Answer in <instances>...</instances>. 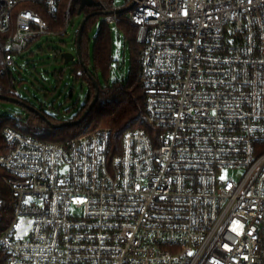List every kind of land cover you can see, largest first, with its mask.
I'll list each match as a JSON object with an SVG mask.
<instances>
[{
	"label": "built area",
	"instance_id": "2783aa9c",
	"mask_svg": "<svg viewBox=\"0 0 264 264\" xmlns=\"http://www.w3.org/2000/svg\"><path fill=\"white\" fill-rule=\"evenodd\" d=\"M93 1L104 24L125 16L136 29L154 131L117 146L108 128L58 144L5 127L14 213L0 264H264V0ZM64 3L81 6L0 0L1 75L31 40L58 36ZM226 170L241 175L224 181Z\"/></svg>",
	"mask_w": 264,
	"mask_h": 264
},
{
	"label": "trees",
	"instance_id": "16d2710c",
	"mask_svg": "<svg viewBox=\"0 0 264 264\" xmlns=\"http://www.w3.org/2000/svg\"><path fill=\"white\" fill-rule=\"evenodd\" d=\"M78 12V6L71 12H67L66 4H62L58 19L51 25V30L57 33L58 36H64V28L67 20H72V17ZM89 14H91L90 11L87 15ZM96 22L97 17L90 18L83 31L81 39L82 61L72 62L70 63L71 65L69 64L66 66L70 68V75L74 82H81L88 86V96L85 104L81 108L75 105L74 109L78 110L77 114L72 119L66 121L53 119L42 109H38L36 112L30 111L28 113L25 128H20L15 124H11L9 118H2L0 120V156L6 154L8 151L4 137L2 136V131L7 126L42 141L58 144H67L69 141L84 134L104 128L112 130V142L117 146H120L122 137L128 130L142 129L148 134L153 133L154 127L149 124L146 119L144 89L137 78L140 47L136 43V29L125 16L120 18L116 26L119 30L124 32L125 41L133 53L132 73L128 80L115 82L113 87L108 84L107 87L103 88L101 86V79L103 78L105 82L109 83L113 67L114 43L111 26L103 23L95 38L94 46L91 49L88 35ZM7 37L8 34L0 33V72L3 69V46ZM35 42L36 41L33 40L29 42V49ZM24 57V55H21L17 57L16 61L24 59ZM62 61L64 62L63 59ZM19 72L20 71L14 66L8 69L4 75L0 74V91L4 92L5 96L20 99L17 86L25 81L20 79L21 73ZM64 73L65 71L62 70L58 75L63 76ZM95 81L100 86L99 101L81 123L68 127L52 128L42 119L39 113L45 115L49 121L57 125L80 119L95 98ZM110 93L113 96L111 100H108L106 97ZM13 213L14 199L9 189L0 179V233L6 230L11 224Z\"/></svg>",
	"mask_w": 264,
	"mask_h": 264
},
{
	"label": "rangeland",
	"instance_id": "374dc122",
	"mask_svg": "<svg viewBox=\"0 0 264 264\" xmlns=\"http://www.w3.org/2000/svg\"><path fill=\"white\" fill-rule=\"evenodd\" d=\"M116 5L121 7L124 5V1L118 0ZM84 17V13L82 15L77 13L72 17V26L68 29L67 35L41 36L40 40L23 54L24 59L16 61L15 68L21 73L20 79L25 81L17 86L20 102L0 100V120L9 118L11 124L25 128L30 111L35 112V110L42 109L53 119L63 121L70 120L77 114L78 110L74 109V106L77 105L78 108H81L85 104L88 86L81 82H74L70 75V68L66 67L61 56L63 53H72L77 56L76 32ZM104 20L105 17L102 15L97 17V22L89 31L91 49ZM111 29L114 62L109 83L105 82L103 78L101 79L103 88L108 84L113 87L115 82L128 80L132 73L133 53L125 41L124 32L117 26H113ZM77 61L78 57L74 62ZM62 70L65 73L63 76H59L58 73ZM112 96L110 93L106 99L111 100ZM239 175H241V171L226 170L220 175V178L224 181L237 180ZM32 224V218H22L16 236L18 238L27 237Z\"/></svg>",
	"mask_w": 264,
	"mask_h": 264
},
{
	"label": "water",
	"instance_id": "95a60500",
	"mask_svg": "<svg viewBox=\"0 0 264 264\" xmlns=\"http://www.w3.org/2000/svg\"><path fill=\"white\" fill-rule=\"evenodd\" d=\"M101 5L100 3H97L93 0H81V6L79 8V15H82L84 13L85 8H99ZM132 6L128 7V9H125L123 11H119V13L121 12H125L127 10H130ZM105 13L104 12H100V13H91L87 16L84 17L83 21L80 24V27L78 29V34H77V41H76V48H77V57H78V61H82V52H81V39H82V35H83V31L86 27V24L88 22V20L92 17H96V16H103ZM76 55L72 54V53H63L62 54V58L65 62V65H69L70 63L74 62ZM95 85H96V95L94 100L92 101V103L90 104V106L88 107L87 111L83 114V116L76 120V121H68L65 122L61 125H57V124H53L51 121H49L47 119V117L41 113H39L42 117V119L44 121H46L52 128H59V127H63V126H73L76 124L81 123L87 116L88 114L93 110V108L96 106V104L99 101V97H100V86L97 84V82L95 81ZM0 100H4V101H9V102H13V103H19V99L16 98H12L9 96H5V95H0ZM36 112V110H35Z\"/></svg>",
	"mask_w": 264,
	"mask_h": 264
},
{
	"label": "flooded vegetation",
	"instance_id": "af4514ba",
	"mask_svg": "<svg viewBox=\"0 0 264 264\" xmlns=\"http://www.w3.org/2000/svg\"><path fill=\"white\" fill-rule=\"evenodd\" d=\"M91 12V13H100V12H102L100 9H98V8H92V9H90V8H85V10H84V15L85 16H87V14H88V12ZM96 17H99V16H96Z\"/></svg>",
	"mask_w": 264,
	"mask_h": 264
},
{
	"label": "snow or ice",
	"instance_id": "6c2138e0",
	"mask_svg": "<svg viewBox=\"0 0 264 264\" xmlns=\"http://www.w3.org/2000/svg\"><path fill=\"white\" fill-rule=\"evenodd\" d=\"M248 2L251 3V0H248ZM213 114H215V113H213Z\"/></svg>",
	"mask_w": 264,
	"mask_h": 264
}]
</instances>
